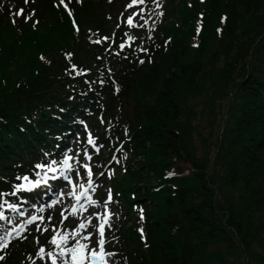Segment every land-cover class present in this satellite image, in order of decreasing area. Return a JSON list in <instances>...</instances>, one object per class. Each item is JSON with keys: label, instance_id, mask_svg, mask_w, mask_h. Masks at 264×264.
I'll return each instance as SVG.
<instances>
[{"label": "trees", "instance_id": "1", "mask_svg": "<svg viewBox=\"0 0 264 264\" xmlns=\"http://www.w3.org/2000/svg\"><path fill=\"white\" fill-rule=\"evenodd\" d=\"M64 1L75 16L87 14L86 41L67 47L64 37L32 59L56 0H16L32 9L34 27L8 23L7 8L0 15V36H11L0 42V210L43 197L11 195L17 177L59 160L86 123L99 146L94 163L128 164L113 197L126 216L143 210V238L140 228L116 231L118 264H264V0L197 1L182 26L158 30L143 46L126 43L117 0ZM200 8L203 29L194 31ZM203 99L208 136L193 111ZM53 215L42 213L40 231L10 238L0 264H18L19 249L32 250L29 240Z\"/></svg>", "mask_w": 264, "mask_h": 264}, {"label": "rangeland", "instance_id": "2", "mask_svg": "<svg viewBox=\"0 0 264 264\" xmlns=\"http://www.w3.org/2000/svg\"><path fill=\"white\" fill-rule=\"evenodd\" d=\"M76 1L78 2V0ZM93 1L97 2L98 0ZM197 1L199 4H202L201 0H144L142 4L136 3L129 7L128 5L132 3V0H117L114 7L119 10L115 11L113 14L119 16L121 13L123 16L120 19L124 22L122 29L123 31H126L124 36L126 43H130L135 40L137 44L143 46L146 42H149L153 38L158 30H167L172 24L175 26H182L185 15H191L193 13L195 10V3ZM56 2L58 3L59 10H56L54 14L50 15L49 19L45 22H40V26L37 30L38 35L36 38V48L33 53L29 55V59H32L34 54L37 55L41 52V50L49 49L53 45L60 43L64 37L67 40V47H70L71 43L74 45L77 41H86V37L82 34V32L87 33L90 30V26L87 24V14L77 17L73 14L69 7L66 9L62 4H60V0H56ZM89 2H91V0H81L79 3H81V6H84ZM119 2L122 4L119 5ZM190 4L191 9L189 12L187 8ZM157 5H159V7ZM16 6V0H0V15L4 16L6 14L4 10L7 8V10L11 12L9 19H7L8 23H12L19 29H21L22 24L26 22L30 23L31 27H34V24H36L38 20L34 19L35 14L32 12V9L27 11V9H23L21 5L18 7ZM255 6L259 7V0H256ZM21 10L23 11L21 12ZM69 10H71V16H69ZM198 11L199 17L196 19L194 18L192 21V23H194V25H192L194 31H202L204 25V15L202 14L203 9L200 8ZM160 13H163V15ZM224 14H220V20H222ZM129 16L132 17V24L128 23ZM30 18L32 21H30ZM73 21H75V26ZM77 28L79 29L78 31L76 30ZM38 36H42V38H38ZM82 36H84V38H82ZM129 37H132V39H129ZM39 39H41L40 42H38ZM10 40L11 36H0L2 47L3 45L8 44ZM39 62L40 59H34V67L30 71V75L37 72L36 70L39 66ZM27 63H29V61H27ZM11 73L14 74L13 72ZM23 78L27 77L24 76ZM192 103L193 111H195L198 118L199 114L202 115L198 119L199 122L196 121V123H199L202 134L204 136H208L210 131L206 121L207 108L205 101L203 99L202 101ZM192 103L189 105H192ZM218 125L219 123L217 124V127ZM84 126L85 133L78 134L71 139L66 149V151L68 150L67 154H72L73 157V160L70 161L72 168L65 171V176L67 178H65V176H61L60 171L55 174L48 173V181L50 180V185L54 182L59 183L56 184V189H48L50 195L52 196L51 200L44 201L43 195V197L38 200L23 202L24 205H18L17 210L9 208L8 204L4 205L3 209L0 210V212H3L7 217V219L2 220L4 223L0 227V236L5 235L6 232H12V235L7 237V239L17 235L27 227H32L40 222V220H37L32 225H24L27 218L31 215V212L34 211V215L37 216H41L42 212H45L46 210H52L56 213V215H53L51 221L47 222L48 230L45 231L44 228L41 230L42 234L38 236L39 243H37V239L35 240V238L29 240L30 247L33 244L32 250H27V245L24 249H19L21 254L24 253V258H20L19 260L21 261L18 264H51L50 258L46 255L47 252H53V254L58 257V264H73L71 260V253L60 256V249L51 243V237L53 235L58 234L59 236H63L65 233H68L67 243H63L62 241L58 242H60L65 248L79 247L76 243L77 240H79L81 244H87L88 248L85 250L87 258L82 262V264H92L89 253L93 248H97L98 250L97 240L99 239L98 232L99 225L101 223H104V238L106 240L105 249L108 252L115 253L113 257L109 258L110 264H118L116 260V252L119 251V246H117L119 233H116L117 229L122 224L128 228H143V219L141 220L140 218V210L133 207V210L129 211L127 213L128 216H126V207H124V205H122L120 201L112 195L111 187L113 186V183L114 185L118 184L123 178L128 176V164H125L124 166L115 165L117 162V159L115 158V161L114 159L110 162L106 161V164L103 163L105 159H103V161L99 160L98 163H94V159H96V157L93 156L95 153L99 152V146H97L95 142L94 144L88 143L89 135L92 139L93 137L89 131L88 125L85 123ZM219 128H223L222 122ZM217 130H212L214 136L218 134ZM197 141L199 143V140ZM103 156H105V154H103ZM89 157H91V159H89ZM58 161H61V156ZM85 164H87L91 170V180L93 182L91 187L88 185V170L83 167ZM100 166L102 168L98 170V167ZM57 167L62 170L61 165H57ZM38 171L40 172V175L36 174ZM43 175L44 170L36 169L34 177H29V179L32 181L41 179ZM53 175H56L57 179H52L51 177ZM23 182L24 181L21 180V183ZM44 184L41 183L32 189V195L37 196V194L42 191L38 189H47L50 186ZM86 184L87 189L90 191L85 197L87 199V205L77 208L75 206L76 202L71 199V195H68V193H76L78 189L81 188V185L85 186ZM59 193L60 195H58ZM61 193H63V195H61ZM109 193H111V201H108ZM89 198L96 201V203H90ZM43 201L44 203L42 204L41 202ZM53 201H57V203L53 204ZM74 206L76 207V211H73ZM41 208H43L44 211H40ZM21 211L24 213L23 216L19 214ZM62 211L64 216L67 217V219L63 220V223H61ZM81 223L85 225V228L80 229L79 233L73 236L72 233L75 232ZM53 228H55V231ZM13 229L16 231H12ZM89 233L92 234L91 238L87 240L83 239V237L88 236ZM41 246L45 247V253L38 252Z\"/></svg>", "mask_w": 264, "mask_h": 264}, {"label": "snow or ice", "instance_id": "3", "mask_svg": "<svg viewBox=\"0 0 264 264\" xmlns=\"http://www.w3.org/2000/svg\"><path fill=\"white\" fill-rule=\"evenodd\" d=\"M27 2V0H26ZM78 2H81V0H78ZM144 0H132V3L129 4L128 6L131 7L133 4L136 3H143ZM201 2H203V0H201ZM60 4H62L66 9H68V5L64 2V0H60ZM159 7V5H157ZM23 10H21L22 12ZM161 15H163V13H160ZM71 10H69V16H71ZM227 18L226 17H222V22L225 21ZM128 23L132 24L133 20L132 17L129 16L128 17ZM73 24L75 26V21H73ZM77 31L79 30L78 28L76 29ZM218 33L221 32V29H217ZM104 39H108V37H104ZM129 39H132V37H129ZM94 43H100V40H95L93 41ZM124 44L122 43L120 45L121 48H124ZM141 51H147L146 49H141ZM41 59H44L43 57H41ZM140 63H144L143 60H140ZM73 67L75 68V65H73ZM79 74V73H78ZM88 143L89 144H94V140L91 138V136L89 135V139H88ZM48 154L46 153L45 156H47ZM89 159H91V157H89ZM73 160L72 156H68L65 155L62 159V161H57V160H51L50 162H39L36 163L34 165L35 169L38 170H44V175L41 177V179H37V180H30L28 175H24L23 177H17V180H22L24 181L23 183H18L15 184L13 186V191L11 193V195H16L18 192H22V191H31L32 189H34L35 187H37L38 185H40L42 182L43 183H47L49 177H48V173H57L58 171H60V175L61 176H65V171L70 170L72 168V165L70 164V161ZM57 165H62V170L60 168L57 167ZM85 169L88 170L87 174L89 176V180H88V185L89 187L92 186V180H91V170L89 168V166L87 164H85L83 166ZM37 175H40V172L38 171L36 173ZM169 175H173V173H170ZM52 179H57L56 175H53L51 177ZM65 178H67L65 176ZM84 186L81 185V188H83ZM86 192L87 189H85V191H82L80 193V196H77L76 199L79 201L81 197L86 196ZM0 195H4V193H0ZM61 195H63V193H61ZM68 195H74V193H68ZM108 201H111V193H109L108 195ZM89 202L90 203H96V201L91 200L89 198ZM57 203V201H53V204ZM8 207L13 209V210H17L18 206L16 204H8ZM40 211H44L43 208L40 209ZM73 211H76V207H73ZM141 212V220L143 219V210H140ZM19 214L21 216L24 215V213L21 211L19 212ZM61 216H62V221L61 223H63L64 219H67V217L64 216L63 211L61 212ZM7 219V217L4 215L3 212H0V220H5ZM45 218L43 216H37V215H32L29 217V219L26 221V223L28 225H32L34 222H36L37 220L43 221ZM48 220H51V217L47 218ZM91 219V218H90ZM40 224H36V230L40 231ZM85 228V225L83 223H81L79 225V227L75 230V232L72 233V235H76L77 233H79L80 229ZM44 230L47 231L48 228L47 226L44 227ZM53 230L55 231V228H53ZM12 231H16L15 229H13ZM141 233V236L143 238V228H140L138 230ZM12 232H6L5 235L0 236V249H5L9 246L10 244V240L7 239V237L11 236ZM92 236L91 233L88 234V236H84L83 239H90ZM98 236L99 239L97 240V245H98V250L97 248H93L90 251V255L93 258H99L101 261V264H110V260L109 258L113 257L115 255V253L112 252H108L105 249V244H106V240L104 238V223H101L99 225V232H98ZM67 237H68V233H65L63 236H59L57 235H53L51 237V243L56 245V247H58L60 249L59 255L60 256H64L67 253H71V260L73 262V264H82V262L87 258L86 254H85V250L88 248L87 244H81L79 240L76 241L77 245H79V247H63L61 245L60 242L58 241H62L63 243H67ZM26 238V237H25ZM37 243H39V239L37 238ZM39 253H45L46 249L44 246H41L38 250ZM47 257L50 258L51 260V264H58V257L56 255L53 254V252H47L46 253ZM4 257L0 256V260H3ZM43 259V257H42Z\"/></svg>", "mask_w": 264, "mask_h": 264}, {"label": "water", "instance_id": "4", "mask_svg": "<svg viewBox=\"0 0 264 264\" xmlns=\"http://www.w3.org/2000/svg\"><path fill=\"white\" fill-rule=\"evenodd\" d=\"M91 259H92V263H94V264H99V261H98V259L97 258H93L92 256H91Z\"/></svg>", "mask_w": 264, "mask_h": 264}, {"label": "bare ground", "instance_id": "5", "mask_svg": "<svg viewBox=\"0 0 264 264\" xmlns=\"http://www.w3.org/2000/svg\"><path fill=\"white\" fill-rule=\"evenodd\" d=\"M74 198H76V197H74ZM87 207V206H86Z\"/></svg>", "mask_w": 264, "mask_h": 264}]
</instances>
